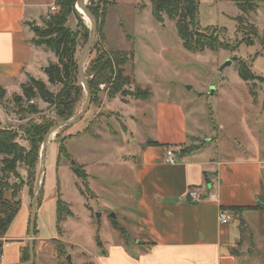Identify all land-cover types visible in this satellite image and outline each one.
Returning a JSON list of instances; mask_svg holds the SVG:
<instances>
[{
  "label": "rangeland",
  "instance_id": "374dc122",
  "mask_svg": "<svg viewBox=\"0 0 264 264\" xmlns=\"http://www.w3.org/2000/svg\"><path fill=\"white\" fill-rule=\"evenodd\" d=\"M244 1L255 3L259 11L246 15L247 19L243 18L239 26L238 18L242 14L233 0H199L197 19L201 32L214 28L216 32H221L218 41L229 45V49L204 53L186 51L175 22L167 15L162 16V22L153 18L151 0H113V5L100 4V9L104 7V16L103 20L97 22V33L84 66L86 75L97 53L123 52L129 59L125 65L126 74L131 77L129 89H146L152 98L146 102L127 98V101H132L129 104L130 101L126 103L116 96H110L109 86L99 85L94 93L95 100L92 102L91 95V103L82 119L51 135L44 154L41 144L36 175L30 185L31 192L26 167L22 164L17 166L19 176H9L6 180L10 184L23 186L15 195V202L20 200L21 205L4 234L3 264L10 263L18 253L21 245L18 237L27 236L32 205L38 191L39 194L42 192V201L36 209L35 226L36 237L41 240L35 241L36 264H57V258L56 262L53 258L57 245L51 241L56 234L55 241L62 243L66 252L61 262H66L69 255L71 264H100L101 261L96 258L98 255L104 258L107 248L104 251L102 247L99 248L97 239L105 243L115 236L123 240L127 238V249L132 250L129 244L133 246L136 239V221L130 222L123 215L136 213V172L127 169L120 159L131 163L132 159L128 156L133 154L136 155V164H140L143 146L156 141L153 115L159 105L175 102L181 105L183 114H188V117L192 114L199 141H191L193 145L190 146H204L201 150H207L204 151L206 156L202 154L204 159L208 156L221 163L240 160L245 156L264 159V84L261 83V80L264 81V0ZM94 4H98V0ZM81 10L76 6L77 14L90 32L91 24L80 16L78 12ZM55 12L56 7L49 15ZM45 21L39 27H43ZM68 25L81 38L76 50L79 62L86 42L73 17ZM246 37H250V45H246ZM49 53L51 58L45 68L57 63L55 55ZM233 55L237 59L222 69V65L232 60ZM239 60L244 61L258 77L255 81L244 83L239 78ZM35 79L42 81L53 93L60 89L49 84L44 73ZM28 81L29 78L25 79L23 84ZM16 96L22 97L21 85L17 88L10 86L4 97L0 98V129L16 131L28 122L40 124L43 119H54V108L38 96L31 103L23 99L20 104L15 100ZM85 101L83 91L71 119L79 117ZM31 104L36 114L27 113V107ZM114 113H118V117ZM87 125L90 128L85 132ZM187 128L192 134L193 123L189 118ZM25 139L19 132L17 143L28 151L30 147ZM60 143L68 157L58 158ZM246 151L249 153L244 154ZM72 163L83 167L87 165L86 184L90 191L75 175ZM1 178L0 172L2 181L4 178ZM10 194L11 191L4 194L6 200H10ZM128 196L131 202L126 201ZM57 197L72 213V216H67L64 212L59 224L56 222ZM15 202H11L12 207H16ZM258 206L259 210L249 212L247 219H244L245 240L237 249L236 264H264L262 197ZM4 214L1 213L0 218ZM97 214L101 215L99 219L96 218ZM229 214L234 220L240 219L236 212L229 211ZM123 232L124 235L121 234Z\"/></svg>",
  "mask_w": 264,
  "mask_h": 264
},
{
  "label": "crops",
  "instance_id": "0c3cea01",
  "mask_svg": "<svg viewBox=\"0 0 264 264\" xmlns=\"http://www.w3.org/2000/svg\"><path fill=\"white\" fill-rule=\"evenodd\" d=\"M55 1L0 0V87L4 91L10 86L17 88L29 77L43 75L51 54L33 44L35 35L30 25L41 26L51 8L56 7ZM114 115L118 117V113ZM153 117L158 146H148L147 143L154 142H147L141 150L139 165L133 154L128 156L131 163L120 159L127 169L136 172V213L122 214L130 222L136 221V239L133 246L129 244L132 250L127 249L126 240L115 236L101 243L102 250L107 248L103 250L105 257L98 255L96 259L100 264H236L237 249L245 240L244 219L255 210L233 211L240 219L234 220L230 214L231 220L225 225L219 223L218 211L229 212L234 207L260 209L259 198L264 199V159L245 156L240 160L215 162L211 157L203 158L202 154L206 156L204 151H207H201L204 146L183 155L182 147L199 141L192 114L189 117L183 114L181 105L174 102L157 106ZM188 118L193 123L192 134L187 128ZM169 149L175 156L173 164L165 162ZM190 189L200 195L198 202L187 197ZM126 201L131 202V198L128 196ZM29 237V231L26 237H18L21 245L8 264L22 263L21 251L29 248ZM32 239L36 264L35 241L41 239L36 235ZM0 241L3 248L4 235ZM53 258L56 262V251ZM0 264H3L1 258Z\"/></svg>",
  "mask_w": 264,
  "mask_h": 264
},
{
  "label": "trees",
  "instance_id": "16d2710c",
  "mask_svg": "<svg viewBox=\"0 0 264 264\" xmlns=\"http://www.w3.org/2000/svg\"><path fill=\"white\" fill-rule=\"evenodd\" d=\"M87 1V9L92 13L97 22L103 20L104 12L100 9V4H112L113 0H98V4H94L96 0ZM242 16H239V26L243 23V18L247 19L248 14L257 10L255 3L244 0H233ZM77 0H56V12L48 15L45 19L43 27H38L31 24L30 28L35 35L33 44L36 47H44L53 53L56 57L57 63L51 64L43 69V73L47 77L49 84L59 87L57 93L51 92L46 85L34 78L29 77L26 84L21 85L22 97L16 96L15 100L20 104L24 99L31 103L36 96H38L44 103L54 108V119H43L40 124L28 122L25 125L19 126V130H3L0 129V158L2 174V181L0 180V214L5 213L4 217L0 218V238L5 234L7 227L17 215L21 202H15L16 192L21 190L23 186L19 184L8 183L9 176L15 178L19 176L17 173V166L22 164L27 170V179L29 191L31 192V182H33L36 175V168L38 164V154L40 146L43 143L44 137L49 133L57 123L68 121L74 116L76 104L82 98L83 88L78 78V61L76 59V50L78 46L79 33L69 27V19L73 17L80 31H82V39L87 42L90 32L83 25L82 20L76 12ZM198 6L199 0H151V14L157 22H162V16L167 15L175 22L178 36L181 40L183 48L190 53H204L205 51L218 52L219 50L229 49L226 43H220L218 38L221 32H216L214 28L205 31L200 30L198 25ZM83 20L89 21L83 10L78 12ZM44 19V20H45ZM101 27L102 28V21ZM255 29V28H254ZM100 31H98L99 33ZM246 45H250V37L245 38ZM264 41V40H263ZM129 59L123 52H101L97 53L96 58L91 61L87 75V84L92 95V102L95 100L94 93L97 87L101 84L109 86L108 92L110 96H119L123 101L130 98L133 101H149L152 94L146 89L135 88L130 90L131 77L125 72V65ZM238 76L244 83L255 81L258 77L254 75L250 67L239 60ZM264 84V81L261 80ZM5 91L0 87V98L4 97ZM27 113L36 114V109L33 104L27 107ZM94 122V121H93ZM91 122V125L93 124ZM90 125V124H89ZM90 126L85 129L88 131ZM19 132L24 135L28 142L30 149L26 151L17 143ZM148 146H158L156 142L148 143ZM195 148L182 147L180 152L184 154L191 153ZM68 157L62 143L59 144L58 158ZM71 160V159H70ZM73 171L78 179L83 181L86 188L89 187L87 183V174L83 166L73 164ZM1 178V179H2ZM6 180V181H5ZM11 191L10 200H6L4 194ZM58 191V187H57ZM90 191V190H89ZM84 193V191H82ZM41 194V197H40ZM39 194L38 205L42 201V192ZM16 207H12L13 203ZM258 207H234L231 211L257 210ZM67 216H72L71 211L67 209L59 197H57V223L62 221L63 213ZM37 230L34 225L33 235H36ZM124 235V232L121 233ZM127 241V238L125 239ZM97 245L102 247L101 242L97 239ZM57 264H68L61 262V258L66 255L62 243L55 241ZM2 244L0 241V255ZM21 264L26 263L30 259L29 248L21 251ZM35 264V263H33Z\"/></svg>",
  "mask_w": 264,
  "mask_h": 264
},
{
  "label": "water",
  "instance_id": "95a60500",
  "mask_svg": "<svg viewBox=\"0 0 264 264\" xmlns=\"http://www.w3.org/2000/svg\"><path fill=\"white\" fill-rule=\"evenodd\" d=\"M76 6H79L83 12L85 13L86 17L88 18L90 24H91V29H90V34L88 37V40L86 42V45L84 47L83 53L80 57V60L78 62V78L80 81V84L83 88V91L86 94V101H85V105L84 108L82 110V113L79 115L78 118L76 119H70L69 121H63L60 122V124L55 127L54 129H52L50 131V133L46 136L43 144H42V154H44V151L47 147V143H48V139L51 135H53L57 130L61 129L62 127H69V126H73L76 123H78L82 117L86 114V112L88 111L89 105L91 103V93H90V88L87 84V79L85 77V62L88 56V53L92 47L93 41L95 39L96 33H97V20L95 19V17L92 15V13L87 9L86 5H85V0H77V4ZM237 56L233 55L232 60H228L226 61L223 65H222V69H225L226 67H229L232 64V61L236 60ZM190 89V88H188ZM44 163V161H43ZM74 164V163H72ZM37 185H39V178L37 179ZM38 200H39V191L37 192L35 199H34V203L32 205V212H31V217H30V225H29V253H30V259L28 262L23 263V264H33L34 263V246H33V232H34V225H35V217H36V209H37V205H38ZM101 217L100 214L96 215V218L99 219ZM111 217L114 219L115 216L112 214ZM66 260L68 262V264H71L70 262V256L68 255L66 257Z\"/></svg>",
  "mask_w": 264,
  "mask_h": 264
},
{
  "label": "built area",
  "instance_id": "2783aa9c",
  "mask_svg": "<svg viewBox=\"0 0 264 264\" xmlns=\"http://www.w3.org/2000/svg\"><path fill=\"white\" fill-rule=\"evenodd\" d=\"M55 7L51 8V11H54ZM165 162L167 164H173L175 162V156L174 153L171 149L167 150L166 152V159ZM187 197L192 201V202H198L200 199V195L197 193V191H194L190 189L187 193ZM218 220L221 225L227 224L231 219H230V214L227 210L225 209H219L218 211ZM2 259V257H0Z\"/></svg>",
  "mask_w": 264,
  "mask_h": 264
}]
</instances>
